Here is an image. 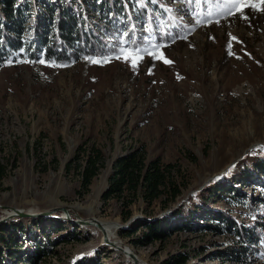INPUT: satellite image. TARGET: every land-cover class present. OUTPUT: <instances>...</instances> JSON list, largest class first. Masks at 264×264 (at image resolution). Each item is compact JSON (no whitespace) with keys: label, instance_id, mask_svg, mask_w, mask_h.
<instances>
[{"label":"rangeland","instance_id":"374dc122","mask_svg":"<svg viewBox=\"0 0 264 264\" xmlns=\"http://www.w3.org/2000/svg\"><path fill=\"white\" fill-rule=\"evenodd\" d=\"M69 1L90 22L100 21V31L111 30L103 52L47 58L33 35L34 19L43 12L51 34L64 0H17L26 21L23 46L0 61L5 237L23 223L46 244L63 238L37 264H133L97 227L72 224L60 209L38 218L7 215L13 208L69 206L72 219L107 224L109 241L145 264L182 257V264H264V177L253 170L264 166V2L122 0L114 14L100 0ZM131 152L169 170L179 195L171 199L167 190L147 204L127 193L126 207L104 200L115 159ZM97 153L104 165L83 191L79 171ZM221 211L236 224L259 226L255 241H241L232 224L214 218ZM163 218L169 236L140 242L139 223ZM58 220L73 233L50 225ZM131 227L135 232L126 234Z\"/></svg>","mask_w":264,"mask_h":264},{"label":"trees","instance_id":"16d2710c","mask_svg":"<svg viewBox=\"0 0 264 264\" xmlns=\"http://www.w3.org/2000/svg\"><path fill=\"white\" fill-rule=\"evenodd\" d=\"M17 0H0V61L4 60L9 52L18 51L23 46L21 39L25 17H22L20 6L16 5ZM122 0H100L99 7H106L107 10L116 14V7L121 8ZM105 5V6H104ZM63 7L56 12V20L53 24L54 31H47L43 12H38L33 23V35L36 38L38 47H43L46 51L47 58H55L57 60L69 59L83 50L86 53L94 54L104 51L108 45L107 34L111 33L109 28L99 26L100 21L90 22L87 17H84L81 11L76 10L69 0H64ZM118 7V8H119ZM48 8V7H47ZM49 19L51 15H48ZM51 20V19H50ZM102 26V25H101ZM103 28V30H102ZM49 35L51 38H49ZM72 49L68 54L67 50ZM99 153L94 157L90 156L86 159L85 164L81 167L80 188L86 191L92 182V179L98 173V170L104 165ZM166 170L162 169L157 160H152L145 163L143 157L137 152H131L124 156L115 159L113 163V171L109 176L108 187L103 193V199L110 197L116 198L123 206H129L130 201H127V193H138L147 204H152L154 200L160 197L168 190L171 199H174L180 193L179 186L172 181L171 177L166 176ZM253 170H260L259 176L264 177L263 163L254 165ZM4 166L0 165V179L2 178ZM167 173L170 174L169 170ZM264 202V198L261 199ZM221 215H217V220L224 223L232 224L234 232L239 235L243 242L255 241L254 235L258 234L259 226L249 227L248 225L239 223L236 224L233 218L221 211ZM130 212L127 211L122 218H129ZM167 218V217H166ZM165 218V219H166ZM165 219H155L150 222L142 221L139 223L145 228L140 236V242H152L156 239L167 237L170 230L163 227ZM35 222L39 225L40 222L35 219H26ZM53 221V220H52ZM50 225L57 230L71 228L67 221L50 222ZM209 228L220 230L219 225H209ZM71 232L75 228H71ZM136 228H129L126 234L135 232ZM5 230L0 229V264H10L9 259H17L24 264H37L39 259L46 257L54 248L59 245L63 238H55L44 243L39 234V238L29 235V231L25 229L24 224L15 227L14 233L5 237ZM24 236V237H23ZM74 238H79L77 232L73 234ZM27 237V238H26ZM26 238L24 241L23 239ZM33 238V239H32ZM21 241H19V240ZM31 240V241H30ZM253 243V242H252ZM239 261L240 259H235ZM177 264L185 262L182 257L177 261ZM79 264H104L98 260L91 259L82 261Z\"/></svg>","mask_w":264,"mask_h":264},{"label":"water","instance_id":"95a60500","mask_svg":"<svg viewBox=\"0 0 264 264\" xmlns=\"http://www.w3.org/2000/svg\"><path fill=\"white\" fill-rule=\"evenodd\" d=\"M56 209H60L63 212H65V215H66L65 218L68 220V222H70L72 224L93 225V226L97 227L102 232L103 241L105 243H109V244L113 245L114 247H116L117 249H119L122 253H124L126 256H128L130 258V260L133 264H139L140 263L139 261H137V256L133 253V251H131V248H129L127 246H120L117 243L109 241V237L104 230L105 227H104L103 223L98 221L96 218L92 217V218L82 219L78 214H74L75 219H72L71 218L72 213L70 212L69 208L66 206H61V207L55 208L53 210L43 211L40 213L24 212L21 209L13 208V210L15 212L14 216H20V217H25V218L43 217V216H46L48 214H51V212L55 211ZM9 217H12V216H9Z\"/></svg>","mask_w":264,"mask_h":264},{"label":"bare ground","instance_id":"6f19581e","mask_svg":"<svg viewBox=\"0 0 264 264\" xmlns=\"http://www.w3.org/2000/svg\"><path fill=\"white\" fill-rule=\"evenodd\" d=\"M66 207H68L69 209H70V207L69 206H66ZM7 215L8 216H14L15 215V212H14V210L13 209H11V210H8V213H7ZM103 225H104V227H105V232L107 233V235H108V237L110 236V231H111V228H109L108 226H107V224H105V223H103ZM131 251H132V249H131ZM122 253V252H121ZM137 261H139L141 264H145L142 260H139V258L137 257Z\"/></svg>","mask_w":264,"mask_h":264},{"label":"snow or ice","instance_id":"6c2138e0","mask_svg":"<svg viewBox=\"0 0 264 264\" xmlns=\"http://www.w3.org/2000/svg\"><path fill=\"white\" fill-rule=\"evenodd\" d=\"M262 2H264V0H262ZM235 6V5H234ZM244 6H248V5H244ZM41 62H43V61H41ZM166 63L168 62V61H165ZM135 65H136V61L135 60H133V66L135 67Z\"/></svg>","mask_w":264,"mask_h":264}]
</instances>
